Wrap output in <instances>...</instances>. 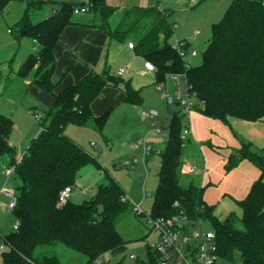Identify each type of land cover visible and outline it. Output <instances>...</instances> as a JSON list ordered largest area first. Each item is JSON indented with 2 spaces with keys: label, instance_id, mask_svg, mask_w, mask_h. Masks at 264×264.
<instances>
[{
  "label": "trees",
  "instance_id": "16d2710c",
  "mask_svg": "<svg viewBox=\"0 0 264 264\" xmlns=\"http://www.w3.org/2000/svg\"><path fill=\"white\" fill-rule=\"evenodd\" d=\"M16 2L25 3L26 10L11 31L18 40L31 38L36 46L17 75L21 81H29L27 87L35 85L51 94L54 103L44 111L45 120L39 121L42 129L20 160L10 144L14 121L0 116V156L10 157V166L19 181L17 204L12 210L18 227L3 237V264H63L57 255L39 254L43 247L58 244L84 255L85 264L127 249L128 242L118 231L117 221L133 204L117 180L109 176L108 183L100 184L90 200L59 203L60 192L67 186L75 188L79 171L97 161L66 135L67 129L91 127L103 135L109 112L97 116L93 104L106 86L123 82L121 76L106 69L99 74L91 72L57 92L61 79L55 76L56 48L66 27L77 23L72 19L77 7L86 6L88 12L100 17V28L105 29L111 42L133 43L136 55L155 66L157 83H165L173 75H185L196 110L205 116L225 124L231 117L249 122L264 118V0H232L222 19L213 24L208 46L197 65H190L174 48L170 41L175 31L172 12L159 4L125 8L112 27L110 19L117 8L108 0L50 1L54 12L36 23L32 16L46 2L0 0V16ZM185 42L183 49L188 51L190 43ZM123 92L125 102H143L141 90L134 88L131 81L125 82ZM176 105L166 128V146L160 152L161 169L150 216L170 218L184 214L191 221H204L216 233L220 258L233 261L238 253L240 264H264V147L257 148L239 137L241 148L229 157L226 171L247 159L260 169L261 175L246 198L237 202L242 215L232 212L221 220L215 206L205 202L204 188L193 181H183L188 140L181 137L184 116ZM149 254L147 264H158L160 255L151 248Z\"/></svg>",
  "mask_w": 264,
  "mask_h": 264
},
{
  "label": "rangeland",
  "instance_id": "374dc122",
  "mask_svg": "<svg viewBox=\"0 0 264 264\" xmlns=\"http://www.w3.org/2000/svg\"><path fill=\"white\" fill-rule=\"evenodd\" d=\"M50 1L66 0H45L43 9L32 16L34 23L43 20L51 12ZM73 1L78 2V0ZM129 1L135 0H118L114 5L117 11L110 19L112 27L116 26L121 10L129 7L127 4ZM139 2L141 4L136 5H156L161 2L164 8L172 12L170 19L177 28L170 41L172 44H177L179 40L190 42L186 60L190 65H197L201 63L202 53L208 46L213 24L222 19L232 0H140ZM25 7V3H13L6 13L0 16V89L5 87L4 96L0 95V116H8L14 121L16 127L12 133L11 142L15 144L17 153L25 151L41 130V125L29 108H36L34 112L45 120L44 111L50 109L54 103V97L51 94L35 85L30 86L29 92L24 97L19 95L20 85L25 87L17 71L22 62L33 52L34 46L31 38L25 37L18 40L11 30H14L13 25L22 18ZM72 19L77 23L66 27L62 35V43L56 49L58 59L56 76L61 79L57 92L77 83L91 72L99 74L109 69L110 73L116 76L120 69L126 70L125 75L120 77L123 82L119 86H106L93 104L94 113L97 116L109 112L104 134L91 127L70 126L66 131V135L82 145L97 159L96 162L83 167L77 175L76 184L79 192L83 194L77 202L82 203L93 198L98 186L108 183L109 176L123 186L131 198V203L141 202L145 198L144 215H137L132 206L117 221L118 231L128 242L126 251L117 255H104L103 264H147L150 260V248L154 250L153 246L158 237L147 222V217L151 214L158 185L161 169L160 150L165 148L168 139L165 137L168 134L167 130L162 134H159L158 130L159 127L167 128L170 125L172 114L177 110V105L169 103L164 97L166 92L174 96L171 78L166 80L167 88L160 89L156 75L146 72L140 57L129 50L125 44L110 42L105 29L100 28L101 20L98 15L86 12L73 15ZM126 43L129 45L131 42ZM194 49L198 53L197 56L191 55ZM127 81H131L134 88L141 90L143 96L141 104H130L124 101L123 90ZM181 86L183 89L186 88L184 81ZM17 95H19L18 99L23 97L22 101H18L19 104L14 103L10 98ZM143 111L149 114L158 112L159 115L156 114L153 119L148 117L144 119L141 115ZM143 124H147L144 130H142ZM132 127L135 130L140 127V130L135 132ZM143 140L147 141V144H152V141L154 144L158 143L155 145L159 151L146 155L144 144H139ZM191 145L188 140L185 148L186 155L198 162L202 159V154L198 146ZM135 160H137L136 165ZM114 165H121V168L116 169ZM9 170L12 169L9 168ZM198 174L199 172L196 174L198 177L194 179L184 176L183 181L187 183L194 180L195 183L200 184ZM10 179L11 182H8ZM18 183V179L14 180V176L7 171L2 173L0 169V188L7 185L5 187L16 192ZM145 193L149 195L146 196ZM6 200H9L6 196L0 198V264H3L2 252L6 248L3 237L16 230V218L9 204L1 205L2 202L7 203ZM218 217L221 220L225 219L224 214H219ZM203 227L205 230L212 229L206 222ZM39 254L57 255L63 264H85L87 261L84 255L61 244L43 247ZM218 264H240V255L235 254L233 261L220 258Z\"/></svg>",
  "mask_w": 264,
  "mask_h": 264
},
{
  "label": "crops",
  "instance_id": "0c3cea01",
  "mask_svg": "<svg viewBox=\"0 0 264 264\" xmlns=\"http://www.w3.org/2000/svg\"><path fill=\"white\" fill-rule=\"evenodd\" d=\"M66 1H70V0H66ZM87 1L88 0H78L77 2V1L72 0L70 2L85 3ZM117 1L118 0H108V2L113 6L117 4L116 3ZM139 1L137 0L133 2L129 1V3L127 4H129V7L139 6V5H136V4H141ZM158 4L161 6V8L166 9L164 8L161 2H159ZM147 6H150V5H147ZM50 7H51V4H50ZM125 8H128V7H124L121 10V13L117 19V22L120 20ZM25 10H26V7H25ZM53 12L54 11L52 10V7H51V12L46 17L51 15ZM196 35H198V33ZM61 43H62V38L59 44ZM122 44H125L129 50L134 52V49H130L129 45L126 42ZM33 46H34L33 47V52H34L36 50L34 41H33ZM140 58L145 64V60L142 57ZM57 65H58V59H57ZM146 72L155 74V72H150L147 70ZM55 76H56V71H55ZM56 79H58L57 76H56ZM22 83L25 88H23L20 85L19 95H23L24 97V95H26L29 92L30 87H26L27 84H29V81H25V82L22 81ZM167 86H168V82L166 81L165 88H167ZM25 91L27 92L25 93ZM3 92H5V87H2V89H0L1 96H4ZM19 95L15 97L10 96V98L13 100L14 103L19 104L18 101H22V98H23L22 97L21 99H18ZM31 108L33 109V113H34V109L36 108L34 107H31ZM31 108H29V111ZM93 111H94V105H93ZM144 114L145 112L143 111L141 115L144 119H146ZM157 114L159 115L158 112ZM190 123H191V134L188 139L189 144L198 146V150L202 154V159L198 162L194 161V159L187 157L186 150H185L184 155H183V161H184V166L182 169L183 176H185L186 178L190 177L194 179L197 176L196 175L197 172H199L198 175L200 179V184L195 183L194 180L192 181L196 185L204 188V200L208 205L215 206V213L217 216L219 214L221 215L224 214L223 218H226L232 212H235L239 216H241L242 210L238 206L237 202L246 198L253 184L259 179L261 175V171L256 165H254L251 161L247 159L242 160L234 169H232L229 172L226 171L225 166L228 162L229 157L241 148L239 137L251 142L252 144H254V146L256 145L258 148L264 147V118L262 119V121L249 122V121L231 117L229 118V123L225 124L224 122L218 119L207 117L201 112L196 111L192 114L190 118ZM15 127L16 126L14 125V130H15ZM146 127H147V124H143L142 130H144V128ZM132 128H133L132 130H134L135 132L140 130V127L136 130L134 129V127ZM165 128L166 127L164 128L159 127V130H158L159 134H162L166 130ZM165 137H167V135H165ZM10 144L14 146L16 149L15 144L11 142V137H10ZM155 144L158 145V143H155ZM155 144L153 143V141H152V144L151 143L149 144L152 147L151 154L153 152L157 153L159 151V149L156 147ZM165 146H166V143H165ZM25 151H21L17 153L16 159L20 160L23 154L25 153ZM114 167L116 169H120L121 165H114ZM9 168L13 170V168L10 166V157L7 155L0 156V169L2 173H5L7 171V173H10L11 176H14V180H16L15 172L12 170L11 172ZM190 168H192V170H190ZM8 182H11V179L8 180ZM8 182H6V184ZM3 186L5 187L7 185H3ZM1 189L2 188H0V190ZM145 194L146 196L149 195V194L147 195V193ZM82 195H83L82 192H79V189L76 184V187L74 188L72 196H71V200L76 203H80L77 201L79 198L82 197ZM3 196L4 195L0 196V198H2ZM127 197L131 201V198L128 193H127ZM9 202L10 200H8L7 203L2 202L1 205L7 206ZM144 202H145V198L141 202H134L132 204L140 205L143 212H145L143 209Z\"/></svg>",
  "mask_w": 264,
  "mask_h": 264
},
{
  "label": "built area",
  "instance_id": "2783aa9c",
  "mask_svg": "<svg viewBox=\"0 0 264 264\" xmlns=\"http://www.w3.org/2000/svg\"><path fill=\"white\" fill-rule=\"evenodd\" d=\"M88 10V7L81 6L77 7L74 12L76 15H80L88 12ZM175 28H177L176 24L174 26V29ZM185 43L184 40H179L177 44H174V48L186 59V56L189 54V49L188 51L183 49ZM129 48L134 49L133 43H129ZM191 55L197 56L198 53L194 49ZM144 66L147 71L155 72L156 70L155 66L149 61H145ZM125 71V69H120L117 75L122 77ZM170 78L173 84L174 96L166 92L164 97L171 104H179L184 116V128L181 137L184 141H187L191 134L190 118L192 114L197 111L196 103L194 98L190 95L185 75H173ZM182 81L185 82V89L181 86ZM159 88H165V83H160ZM156 114V112L150 114L145 113L144 116L153 119ZM35 116L39 122L41 117L37 113H35ZM139 144H144L146 155L151 154L152 147L147 144V141L143 140V142H139ZM134 164H137V160L134 161ZM190 170H192V168H190ZM12 171H14V169ZM73 190L74 187L72 186L65 187L60 192L59 203L63 204L68 202V200L71 199ZM2 195L9 198V208L12 211L17 204L16 192L11 188L5 187L0 190V196ZM133 210L138 215L144 214L140 205L133 204ZM147 222L151 225L152 230L158 234L157 241L153 246L155 252L160 255L158 264H218L220 255L216 233L214 229L205 230L203 227L204 221L194 222L186 215L179 214L170 218H153L149 215L147 217ZM17 227L18 225L15 224V228ZM103 263V260H99L92 264Z\"/></svg>",
  "mask_w": 264,
  "mask_h": 264
}]
</instances>
